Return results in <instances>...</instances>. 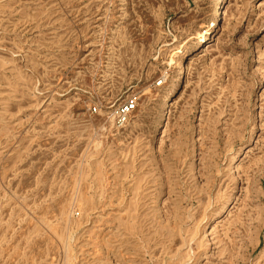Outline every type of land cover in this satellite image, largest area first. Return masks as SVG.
Returning a JSON list of instances; mask_svg holds the SVG:
<instances>
[{
    "label": "rangeland",
    "instance_id": "rangeland-1",
    "mask_svg": "<svg viewBox=\"0 0 264 264\" xmlns=\"http://www.w3.org/2000/svg\"><path fill=\"white\" fill-rule=\"evenodd\" d=\"M0 264H264V0H0Z\"/></svg>",
    "mask_w": 264,
    "mask_h": 264
},
{
    "label": "built area",
    "instance_id": "built-area-1",
    "mask_svg": "<svg viewBox=\"0 0 264 264\" xmlns=\"http://www.w3.org/2000/svg\"><path fill=\"white\" fill-rule=\"evenodd\" d=\"M160 82H158L159 84ZM135 109V102L132 99H128L124 101L118 108H117V122L122 125L125 123L126 118L130 112H132ZM92 112L96 111L95 107H92Z\"/></svg>",
    "mask_w": 264,
    "mask_h": 264
},
{
    "label": "bare ground",
    "instance_id": "bare-ground-1",
    "mask_svg": "<svg viewBox=\"0 0 264 264\" xmlns=\"http://www.w3.org/2000/svg\"><path fill=\"white\" fill-rule=\"evenodd\" d=\"M180 46H176V49H177V52H181V50L183 49V46L181 45V44H179ZM197 46V43H195L194 44V46H191V48L193 49L194 47H196ZM183 74V69L182 68H180L179 69V76L181 77V75ZM179 77V78H180ZM171 93V92H170ZM166 104L164 103V105H163V107L165 106ZM162 113H164V112H162ZM163 118V117H162Z\"/></svg>",
    "mask_w": 264,
    "mask_h": 264
}]
</instances>
